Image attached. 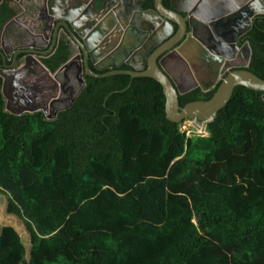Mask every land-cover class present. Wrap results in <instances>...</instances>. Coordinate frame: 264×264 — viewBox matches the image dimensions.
<instances>
[{
	"label": "trees",
	"instance_id": "trees-1",
	"mask_svg": "<svg viewBox=\"0 0 264 264\" xmlns=\"http://www.w3.org/2000/svg\"><path fill=\"white\" fill-rule=\"evenodd\" d=\"M244 38L264 79V15ZM65 45L44 59L52 71ZM84 77L53 118L6 113L0 79V208L22 226L0 224V264H264L262 93L234 87L207 134L187 136L153 78Z\"/></svg>",
	"mask_w": 264,
	"mask_h": 264
},
{
	"label": "water",
	"instance_id": "water-1",
	"mask_svg": "<svg viewBox=\"0 0 264 264\" xmlns=\"http://www.w3.org/2000/svg\"><path fill=\"white\" fill-rule=\"evenodd\" d=\"M7 1L18 3L20 0ZM132 1L135 5L129 10L127 2ZM51 2L52 0H43L41 6H43L42 11L59 20L54 27L49 24L48 16L41 18V8H37L40 5L31 8L33 16L43 21L37 36L42 40L49 38L46 33L53 28L52 44L55 41L58 44L63 38L66 39L69 48L71 47L75 52H73L74 56L79 61L78 74L82 82L81 87L86 80L84 76L82 77V69L85 75L94 77L123 73L132 77L153 78L162 88L165 98V117L174 123L185 119L210 121L228 102L234 87L239 85L261 92L264 100V79L246 69L251 59L249 43L245 41V61L236 64L233 69H228L230 66L228 64H233L236 60L238 35L234 33L232 38H226L225 33L217 34V30L223 31L232 27L233 25L228 22L229 17L243 10L246 33L251 28L253 20L259 15H264V0H168L167 6L163 0H153L152 5L146 9L142 8L143 0H56L57 4H54L57 6V13L52 11ZM122 16L125 17L124 21L119 19ZM233 27L236 32L235 26ZM113 29L121 32L118 41L117 37L111 36ZM195 30L206 37L209 35L215 37H212L210 43H205L202 38L193 36ZM187 37H192L204 50V56L218 60L222 65L219 70L221 78L210 99L190 101L180 106L178 95L191 90L193 86L179 85L165 70L163 63L171 54L180 57L179 48ZM162 40H166V43L161 44ZM34 47L29 45L20 50L19 52L23 53L20 59H17L16 55L10 56L0 52L3 63L11 59V63L4 66L6 69L0 68L1 94L6 113L20 115L24 112L37 111V108L26 106L10 111L8 104L11 92H6V86H9V90H14L18 84H21L23 89L26 88L27 84H23L24 76L34 73L37 67L49 76L47 72L49 70L41 63L40 54L43 52ZM191 53L196 59L202 58L198 51ZM182 61L189 63L186 59ZM89 64L98 71L108 70L97 73ZM123 64L133 69H119ZM65 67L64 65L62 68ZM199 88L202 92L209 91V88L201 85ZM21 92L19 88L15 93L20 96ZM43 108V113L47 115V107Z\"/></svg>",
	"mask_w": 264,
	"mask_h": 264
},
{
	"label": "flooded vegetation",
	"instance_id": "flooded-vegetation-1",
	"mask_svg": "<svg viewBox=\"0 0 264 264\" xmlns=\"http://www.w3.org/2000/svg\"><path fill=\"white\" fill-rule=\"evenodd\" d=\"M22 1L23 0L19 1L20 6L23 7V8L28 9L29 8L28 5H26V4L22 5ZM25 1H27V0H25ZM35 1H37V0H35ZM146 2H147V0H143V2H142V8L143 9L148 8V7L145 6ZM163 2H164V0H163ZM10 4L11 3L9 1H7V0H0V9H2L3 7L8 6ZM33 5H34V3H33ZM41 5H42V3L40 4V6ZM134 5H135L134 1H132L131 3L127 2V9L132 10L134 8ZM42 10H43V6L41 7L40 11H42ZM28 11L30 12V9H28ZM46 12H48V11L46 10ZM40 15H41V18H43L45 16L46 17L49 16V14L45 13L44 11H42L40 13ZM112 16H114V14H112ZM244 17H245L244 10L241 11L240 13L235 14L232 17H229L228 22L230 23L231 26L232 25L235 26L236 32H235L233 26L229 27L227 30H223V31L222 30H217V34L218 33L219 34L225 33L226 38H232L234 33H235L236 36L238 35V42H237L238 49H237V51L235 50V52L237 53L236 60H235V62L233 64L232 63L228 64V65H230L228 67V69H233V68L236 67L235 66L236 64L239 65V64H241V63H243L245 61L246 50H245V38H244L245 37V20H244ZM124 18L122 16L119 19L124 21L125 20ZM50 19H49V24L52 25L53 21L50 20ZM4 22L5 21H2V24L0 26V31L3 30ZM53 25H54V23H53ZM193 25H194V23H193ZM140 31L142 33L144 32V30H140ZM119 34H120L119 30L113 29L111 36L112 37H117ZM217 34H216V36H217ZM0 36H1V33H0ZM193 36H195L196 38H199V37L202 38V40L205 43H210L211 40H212V37H215V35L214 36L212 35V37L210 35L208 37H206L204 35H201L196 30L194 31ZM4 37H5V34H4ZM43 41L45 42V39H43ZM163 42L166 43V40H162L161 44H163ZM43 44H44V47L42 48V51H46V50L49 51V47H50V51L46 55H44L42 57L50 56L51 52L53 51L54 45H53V47H51L50 46L51 45L50 41L48 43H46V44L45 43H43ZM185 46H187V49H188V47H190V49H193V50H190V52L194 51V53H195V52L198 51L199 55L200 54L202 55V58H199L198 60H196V59L190 57L191 58V59H189V64L190 65H188L186 62H183V61L179 60L175 56V54H171L170 56H168L167 58L164 59V65L166 63H169V64H171V66H173V68L177 67L178 69H180L182 67L189 66L190 68L195 69L197 72L203 74L204 78L196 80V79H192L189 73L186 74V75H184L182 73L181 75L183 76L182 77L183 78V83H182L181 86L182 87H192L193 86V88H195V87H199L201 85V86L207 87V88H209V90H211L220 81V78H221L220 75L221 74L219 73V70H220L222 65H220L218 60L210 59V56H204L205 55L204 50H202L197 45V43L195 42V40L192 37H187L186 40L183 42L182 46L180 47V49L182 47L184 49ZM34 48L36 50H38V51H41L40 48H38V47H34ZM22 49H24V47H20L15 52L17 53L18 51H20ZM186 51H188V53ZM1 52H3V51H1ZM184 52L189 54V50H184ZM12 55H14V54H12ZM20 55L23 56V53L18 52L17 55H16V58H17V56L19 57ZM10 63H11V59H7L5 61V63H3L2 59L0 57V68L6 69V67H4V66L9 65ZM67 69L69 70L70 74L63 75V79L62 80H59V78L57 77L58 75L56 74V71L54 72L56 75L53 74V71H50V70L48 71L49 72V77L52 76L51 77L52 81L50 80L51 83H47L48 78L46 76H44L46 78H44L43 81H45V83H47L51 87V89H53L54 93L53 94H49L48 93V94L44 95L40 101L38 100V101H36L34 103L38 104V107H42L43 108L44 105H46L48 107L47 111H49V112L47 113V115L49 117H47V118L55 117V114L58 112L59 107L64 106L66 104L68 98L72 97L73 95L76 96L78 94L77 91L75 92V88H74L75 86L78 87V89L82 88L81 87L82 82H80V74H78V72H77V64H76V60L75 59L73 60V62L70 64L69 67L65 68V70H67ZM130 69H133V68L130 67ZM60 70H61V68L58 69V72ZM180 73H181V71H180ZM71 74H72L73 77L76 78V83L74 82L75 85H73V82H71L69 80V75H71ZM26 81L27 80L25 79V84L30 85L29 81H28L29 84L26 83ZM28 89L37 91L36 88H30V86H28V88L25 90V96H28V94L30 95V93L27 92ZM40 94H38V97L40 96ZM19 105H20V109L23 106L30 107V108H37V107H32V106H29V105H26V104L22 105V103L19 104ZM15 107L11 103L8 104V109L10 111H15L17 109Z\"/></svg>",
	"mask_w": 264,
	"mask_h": 264
},
{
	"label": "crops",
	"instance_id": "crops-1",
	"mask_svg": "<svg viewBox=\"0 0 264 264\" xmlns=\"http://www.w3.org/2000/svg\"><path fill=\"white\" fill-rule=\"evenodd\" d=\"M42 1L43 0H37V1H35V0H27V1L23 0L22 5L23 4L28 5V7H29L28 9H30V12L28 11V9L21 7L19 2L18 3L17 2L11 3L9 5V7H11L14 10V14L8 20H5V22L3 24V30L0 31V33H1V36H0V52L3 51L4 53H7L10 56L12 54L17 55V53L19 51L17 53L15 51L17 49H19L20 47L25 48L28 45H33L35 47L40 48L41 52H43L42 54H40V56H44L50 51V47H49V51H47V50L42 51V48L44 47L43 43L46 44L50 41L52 47L54 45V48H53V51L51 52V54L56 52L58 47L61 46L63 43L66 45L69 44L65 38H63L62 41H60V43L58 42V44L56 41L52 44V41H53V38H52L53 30L52 29L53 28L47 31L46 34H48L49 38H45V42L42 40V38L37 36V34L41 31L40 27L43 26V24H42L43 21H39L40 18L38 20L37 18H35L33 16V13L31 12V8H33L36 5H40L42 3ZM33 3H34V5H33ZM54 3L57 4L56 0H52L51 9L54 13L55 12L57 13L58 9ZM41 7L42 6L37 7V8L40 9ZM48 17L51 18L50 20L53 21L54 25L59 21L56 18H53V15H49ZM53 23H52V26L54 27ZM4 34H5V37H4ZM119 37H120V34L117 36V41H118ZM117 41H116V43H117ZM69 46L70 45H68V47H67L68 56L66 57V59L63 62H61L56 67V69L53 70V74H55L54 72L56 71V74L58 75V69L64 67V65L66 66L65 68L69 67L74 59L76 60V64H77V72L79 71L78 70L79 61H78V59L75 58V56H74L75 52L72 51L71 47L69 48ZM184 50H189L190 55L187 54L188 51H186L187 52L186 53V52H184ZM190 50H193V49H190V47H188V49H187V46H185L184 49L182 47L180 49V57H177V58L181 61L183 59L189 60L191 58H194V54L191 53ZM48 57L49 56L42 57L41 63L47 68V70L52 71L49 67H47L44 64V59H46ZM20 58H21V55L19 57L17 56V59H20ZM194 59H196V58H194ZM196 60H198V59H196ZM89 65L92 66V64H89ZM163 65H164V63H163ZM188 65H190V64L188 63ZM65 68H62L64 70L63 72L65 73L64 75L70 74L69 70L68 69L65 70ZM164 68L176 80V82L179 85H182V83H183V78H182L183 76L181 75L182 73L184 75L189 73L191 78L196 79V80L204 78L203 74L197 72L195 69L190 68L189 66L182 67V68L178 69L177 67L173 68V66H171V64L166 63L164 65ZM35 70L36 71L34 73H31V74L27 75L26 77L24 76V78H23L24 79L23 84L25 85V79H26L27 80L26 83H28V81H29L30 85H25L26 88L23 89V86L21 84H18V86H16L14 90H11V89L9 90V86H6V92L7 93L11 92V94H10L11 99H10L9 103L14 105V107L16 106L15 108L20 109L19 104L22 103V105L26 104V105H29L32 107H37V111H41L43 113L42 109H44V108L38 107V104H35L34 102H36L38 100L40 101L42 99V97L48 93L49 94L54 93L53 89H51V87L47 84V83H51L50 80H51L52 76L49 77L47 74H45V71L41 70V68H39V67L35 68ZM93 71H95V69ZM180 71H181V73H180ZM81 73H82V77H83L85 75L84 69H82ZM44 76H46L48 78L47 83H45V81H43V79L46 78ZM0 79H1V77H0ZM28 86H30V88H36L37 91L28 89L27 92L30 93V95L28 94V96H25V90L28 88ZM19 88H21V91H22L20 96H18L15 93L18 91ZM80 89L81 88L78 89L77 93L79 92ZM38 94H40L39 97H38ZM70 101H72V98H70ZM72 103H69V105H71ZM44 106L47 107L46 105H44ZM66 108H68V105L66 106V104H65L64 106L59 107L58 111L65 110ZM48 112L49 111H47V113Z\"/></svg>",
	"mask_w": 264,
	"mask_h": 264
},
{
	"label": "rangeland",
	"instance_id": "rangeland-1",
	"mask_svg": "<svg viewBox=\"0 0 264 264\" xmlns=\"http://www.w3.org/2000/svg\"><path fill=\"white\" fill-rule=\"evenodd\" d=\"M63 71H64V70L61 69V70L58 72V76H57V77L59 78V80H62V79H63V75L65 74ZM69 80H70L71 82H73V85H75L74 82L76 83V78L73 77L72 74L69 75ZM74 88H75V92L78 91V90H77L78 87L75 86ZM74 94H75V93H74ZM70 98H72V101H70ZM70 98L67 99L66 106L69 105V103L74 102L75 96L73 95V96L70 97ZM191 125H194V128H192ZM180 127H181L182 129H191V131L189 132V134H197V132H198V130H200V127H201V126H200V122H199V121H197L195 124H193L191 121H189L188 119H186V120L182 121ZM205 134H206V132H205ZM3 210H4L3 207L0 208V224H1V223H9V224H11V225H15V224H17V226H18L19 228L22 229V226L19 225V224H20L19 221H18L16 218L6 216V215L4 214V212H3Z\"/></svg>",
	"mask_w": 264,
	"mask_h": 264
},
{
	"label": "built area",
	"instance_id": "built-area-1",
	"mask_svg": "<svg viewBox=\"0 0 264 264\" xmlns=\"http://www.w3.org/2000/svg\"><path fill=\"white\" fill-rule=\"evenodd\" d=\"M186 120V119H185ZM189 121H191L193 124H195L198 120L197 119H188ZM184 121V120H183ZM200 122V130H198L197 134H201V135H204L205 134V123L206 122H202V121H199ZM182 123V122H181ZM181 126V125H180ZM192 128H194V125H191ZM181 130L185 131L186 135L187 136H190L191 134H189V132L191 131V129H182L180 127Z\"/></svg>",
	"mask_w": 264,
	"mask_h": 264
},
{
	"label": "clouds",
	"instance_id": "clouds-1",
	"mask_svg": "<svg viewBox=\"0 0 264 264\" xmlns=\"http://www.w3.org/2000/svg\"><path fill=\"white\" fill-rule=\"evenodd\" d=\"M34 112H36V111H34ZM44 114V113H43ZM45 115V114H44ZM46 117H47V115H46ZM207 134V133H206ZM206 134H204V135H206Z\"/></svg>",
	"mask_w": 264,
	"mask_h": 264
}]
</instances>
